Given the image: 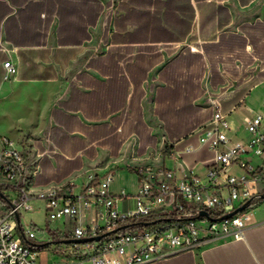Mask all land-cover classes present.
<instances>
[{
  "label": "crops",
  "instance_id": "crops-1",
  "mask_svg": "<svg viewBox=\"0 0 264 264\" xmlns=\"http://www.w3.org/2000/svg\"><path fill=\"white\" fill-rule=\"evenodd\" d=\"M213 100L233 140L249 138L246 117L264 116V0H0V136L32 165L30 202L81 192L109 170L133 171L137 191L148 166L205 176ZM263 157L241 156L264 170ZM242 214L244 239L216 236L145 264H264V203ZM60 221L38 232L41 254L73 227Z\"/></svg>",
  "mask_w": 264,
  "mask_h": 264
},
{
  "label": "built area",
  "instance_id": "built-area-1",
  "mask_svg": "<svg viewBox=\"0 0 264 264\" xmlns=\"http://www.w3.org/2000/svg\"><path fill=\"white\" fill-rule=\"evenodd\" d=\"M4 66L5 79H11L17 72L16 65L7 60ZM212 102L213 119L204 133L214 157L205 176L194 169L180 176L164 166H148L140 169L143 179L135 195L123 189L116 196L110 190L115 171L109 170L102 177L92 174L81 192L74 187L65 191L53 188L35 195L45 200L49 221L73 222L67 234L51 241L54 253L64 258L59 264H145L176 251L194 250L216 236L245 238L248 226L242 212L218 218L251 198L254 200L250 207L254 206L261 194L259 184H264V170L241 156L264 155V116L258 113L246 117L249 138L233 140L226 132L230 128L227 114L218 101ZM195 149L190 144L186 151ZM234 165L245 171L232 172ZM32 178L33 168L23 149L10 137L0 136V186H9L17 193L6 202L0 190V264H40L43 246L29 241L44 240L38 237V226L34 222L25 224L22 217L24 211L34 209L30 203ZM129 199H133V205L120 203ZM94 208H101L93 213L95 220L90 218ZM203 210L210 215H201ZM157 213H169L173 218L131 225ZM97 236L102 238L63 241Z\"/></svg>",
  "mask_w": 264,
  "mask_h": 264
},
{
  "label": "rangeland",
  "instance_id": "rangeland-1",
  "mask_svg": "<svg viewBox=\"0 0 264 264\" xmlns=\"http://www.w3.org/2000/svg\"><path fill=\"white\" fill-rule=\"evenodd\" d=\"M264 129V124L263 127ZM226 132L231 135L232 130L230 129H226ZM264 158V157H263ZM254 165L258 166L259 163H254ZM236 170H239L241 172H244L245 170L240 168V167H233L232 172H235ZM137 180L138 177L137 175L133 172V171H129L128 174H124L122 172H115L114 174V178L113 181L111 182L110 185V190L113 193L118 194L120 192V190L122 189V187H125L126 190L130 193H136L137 192ZM264 184L259 185V188L262 190L261 194H264ZM0 190L1 193L3 194V201H6V199H8L9 196H16L17 193L9 186H0ZM31 205L34 207L33 210H29V211H24L22 214L23 217V222L25 224H30L32 222H34L35 225L38 226L39 228V234H43V230L45 229L46 231H48L50 228H52L55 224H60L61 221L60 220H52L49 221L47 218V212H46V206H45V201L41 198L39 199H35L32 200ZM264 203V198L263 197H259L256 202V204H261ZM102 219H100V223H102ZM54 243H51L47 246V248H49L48 252L46 253H42L40 256V262L43 263L46 260H50L53 254V248H54Z\"/></svg>",
  "mask_w": 264,
  "mask_h": 264
},
{
  "label": "water",
  "instance_id": "water-1",
  "mask_svg": "<svg viewBox=\"0 0 264 264\" xmlns=\"http://www.w3.org/2000/svg\"><path fill=\"white\" fill-rule=\"evenodd\" d=\"M258 197H263L264 198V194H259ZM254 198H251L249 200H247L245 203H243L241 206L237 207L236 209L232 210L231 212H228L224 215H222L221 217H219L218 219H224V218H228V217H231L232 215H235V214H238V213H241V212H244L247 208H249L251 205H252V202H253ZM201 215H205V216H209V212L206 211V210H203L201 211L200 213ZM18 220L20 221L19 217H18ZM160 220H155V221H144L143 224L145 225H149L151 223H157L159 222ZM102 236H97V237H91V238H82V239H65L63 240L64 242H68V243H71V242H86V241H89V240H93V239H96V240H99L101 239ZM30 244L32 245H35V246H39V245H42L41 243H37V242H33V241H29Z\"/></svg>",
  "mask_w": 264,
  "mask_h": 264
},
{
  "label": "trees",
  "instance_id": "trees-1",
  "mask_svg": "<svg viewBox=\"0 0 264 264\" xmlns=\"http://www.w3.org/2000/svg\"><path fill=\"white\" fill-rule=\"evenodd\" d=\"M253 204H255V202ZM172 218H173L172 214L157 213V214H153V215H151L145 219H142L139 221H134L131 223V225H140L143 221H154V220L166 221V220H170Z\"/></svg>",
  "mask_w": 264,
  "mask_h": 264
}]
</instances>
